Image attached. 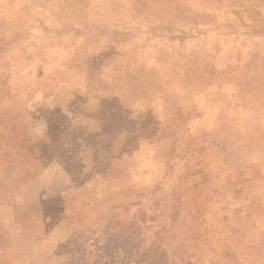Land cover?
<instances>
[{"label":"rangeland","instance_id":"rangeland-1","mask_svg":"<svg viewBox=\"0 0 264 264\" xmlns=\"http://www.w3.org/2000/svg\"><path fill=\"white\" fill-rule=\"evenodd\" d=\"M0 264H264V0H0Z\"/></svg>","mask_w":264,"mask_h":264}]
</instances>
